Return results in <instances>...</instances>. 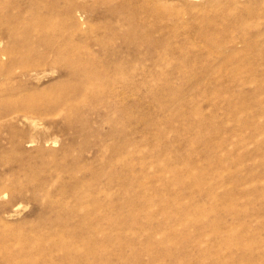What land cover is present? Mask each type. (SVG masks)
<instances>
[{"label":"rangeland","instance_id":"obj_1","mask_svg":"<svg viewBox=\"0 0 264 264\" xmlns=\"http://www.w3.org/2000/svg\"><path fill=\"white\" fill-rule=\"evenodd\" d=\"M37 1L0 0V264H264V0Z\"/></svg>","mask_w":264,"mask_h":264},{"label":"bare ground","instance_id":"obj_2","mask_svg":"<svg viewBox=\"0 0 264 264\" xmlns=\"http://www.w3.org/2000/svg\"><path fill=\"white\" fill-rule=\"evenodd\" d=\"M5 1L7 2V0H5ZM41 1H43V0H41ZM41 1H40V2H41ZM47 1H49V3H50V0H47ZM59 1H60V0H59ZM100 1H101V0H100ZM104 1H105V0H104ZM8 2H9V1H8ZM37 2L39 3V0H38ZM52 2H53V1H52ZM74 2L76 3L77 1H74ZM97 2H98V1H97ZM108 2H109V1H108ZM41 3H42V2H41ZM43 3H44V1H43ZM45 3H46V2H45ZM47 3H48V2H47ZM59 3H60V2H59ZM59 3H58V4H59ZM77 3H78V2H77ZM87 3H88V2H87ZM121 3H123V2H121ZM56 4H57V3H56ZM102 4H103V3H102ZM47 5H48V4H47ZM63 5H64V4H63ZM82 5H83V4H82ZM111 6H112V5H111ZM117 6H118V5H117ZM50 7H51V6H50ZM106 7H107V6H106ZM80 8H82V7H80ZM83 8H84V7H83ZM56 9H57V8H56ZM86 9H87V8H86ZM89 9H90V8H89ZM93 9H95V8H93ZM119 9H121V8L118 7V10H119ZM112 10H113V9H112ZM123 10H124V9H123ZM84 11H85V10H84ZM105 11H106V10H105ZM126 11H127V10H126ZM124 12H125V10H124ZM127 12H129V11H127ZM83 13H85V12H83ZM117 13H118V12H117ZM117 13H116V14H117ZM98 14L100 15V13H98ZM98 14H97V15H98ZM125 14H127V13H125ZM125 14H124V15H125ZM109 15H110V14H109ZM122 15H123V13H122ZM84 16H86V13L84 14ZM84 16H83V17H84ZM101 16L103 17V15H101ZM104 16H105V15H104ZM110 16H111V15H110ZM129 17H131V16H129ZM54 18H55V17H54ZM58 18H59V17H58ZM71 19H72V18H71ZM99 21H100V20H99ZM118 21H119V20H118ZM62 22H63V21H62ZM124 22H125V21H124ZM126 22H127V21H126ZM109 23H110V22H109ZM12 25H13V24H12ZM120 25H121V24H120ZM124 25H125V24H124ZM125 29H126V28H125ZM117 30H119V29H117ZM120 30H121V28H120ZM5 31H7V30H5ZM121 31H122V30H121ZM107 32H108V31H107ZM5 33H6V32H5ZM61 33H62V32H61ZM120 33H121V32H120ZM116 34H117V33H116ZM116 34H115V35H116ZM28 35H29V34H28ZM38 35H39V34H38ZM53 35H54V34H53ZM53 35H52V36H53ZM64 35H65V34H64ZM7 36H8V35H7ZM15 36H16V35H15ZM39 36H40V35H39ZM43 36H44V35H42V37H43ZM61 36H62V35H61ZM68 36H69V35H68ZM105 36H106V35H105ZM110 36H111V35H110ZM12 37H13V36H12ZM23 37H25V36H23ZM69 37H70V36H69ZM117 37H118V36H117ZM29 38H30V37H29ZM34 38L36 39V37H34ZM34 38H33V39H34ZM115 38H116V36H115ZM119 38H120V37H119ZM121 38H123V36H122ZM9 39H10V38H9ZM31 39H32V37H31ZM50 39H52V38H50ZM57 39H58V38H57ZM69 39H70V38H69ZM69 39H68V40H69ZM125 39H126V38H125ZM12 40H13V39H12ZM22 40H24V39H22ZM52 40H53V39H52ZM54 40H55V39H54ZM66 40H67V39H66ZM127 40H128V39H127ZM18 41H20V39H19ZM18 41H17L16 43H18ZM24 41H25V40H24ZM30 41H31V40H30ZM70 41H71V39H70ZM53 42H54V41H53ZM66 42H68V41H66ZM125 42H126V41H125ZM16 43H15V44H16ZM25 43H26V41H25ZM70 43H71V42H70ZM23 44H24V43H23ZM23 44H22V45H23ZM47 45H48V42H47ZM49 45H50V44H49ZM35 46H36V45H35ZM52 46H53V45H52ZM74 46H75V44H74ZM131 46H132V45H131ZM20 47H21V45H16L15 49H16V50H19ZM31 47H32V46H31ZM54 47H55V44H54ZM129 47H130V46H129ZM50 48H52V47L50 46ZM135 48H136V47H135ZM4 49H5V48H4ZM32 49L35 50L34 48H32ZM32 49H31V50H32ZM36 49H37V48H36ZM57 49H59V48H55V51H56ZM70 49H71V48H70ZM71 50H72V49H71ZM130 50H131V49H130ZM1 51H2V50H1ZM4 51H5V50H4ZM21 51H22V50H21ZM29 51H30V50H29ZM49 51L51 52L52 50L50 49ZM53 51H54V50H53ZM59 51H60V49H59ZM72 51H73V50H72ZM137 51H138V50H137ZM15 52H16V51H15ZM22 52H23V51H22ZM22 52H20V53H22ZM32 52L34 53V51H32ZM35 52H36V51H35ZM37 52H38V50H37ZM57 52H58V51H57ZM130 52H131V51H130ZM138 52H139V51H138ZM2 53H3V52H2ZM4 53H5V52H4ZM24 53H25V52H24ZM65 53H69V52H65ZM71 53H72V52H71ZM10 54H11V53H10ZM25 54H26V53H25ZM57 54H58V53H57ZM0 55H1V52H0ZM11 55H13V54H11ZM14 55H15V54H14ZM14 55H13V56H14ZM21 55H22V54H21ZM37 55H38V54H37ZM46 55H47V54H46ZM13 56H12V57H13ZM16 56H17V55H16ZM24 56H26V55H24ZM24 56H21V57H24ZM32 56H33V55H32ZM0 57H1V56H0ZM9 57H11V56H9ZM12 57H11V58H12ZM17 57H18V56H17ZM38 57H39V56H38ZM40 57H41V56H40ZM19 58H20V57H19ZM24 58H25V57H24ZM33 58H34V57H33ZM35 58H37V57H35ZM9 59H10V58H9ZM14 59H15V58H14ZM21 59H22V58H20L19 60L21 61ZM11 60L13 61V59H11ZM17 60H18V59H17ZM17 60H15V62H16ZM35 60H36V59H35ZM35 60H34V61H35ZM37 60H38V59H37ZM22 61H24V60H22ZM28 61H29V60H28ZM34 61H33V62H34ZM38 61H39V60H38ZM18 62H19V61H18ZM18 62H17V63H18ZM39 62H40V61H39ZM5 63H7V61H6ZM45 63H46V62H45ZM45 63H44V65H46ZM131 63H132V62H131ZM20 64H21V63H20ZM25 64H26V63H25ZM25 64H23V65H25ZM37 64H39V63H37ZM13 65H15V63H13ZM13 65H11L12 70H13V68L15 67V66L13 67ZM33 65H34V64H33ZM19 66H20V65H19ZM19 66H17V67L19 68ZM21 66H22V65H21ZM25 66H26V65H25ZM17 67H15V68H17ZM28 67H29V66H27V68H28ZM38 67H39V66H38ZM11 68H10V69H11ZM15 68H14V69H15ZM33 68H35V66H34ZM41 69H42V68H41ZM41 69H40V70H41ZM88 69H89V68H88ZM20 70H21V69H20ZM24 70H25V69H24ZM28 70H29V69H28ZM28 70H26V71H28ZM36 70H37V68L35 69V72H36ZM91 70H92V69H91ZM94 70H95V69H94ZM6 71H7V70H6ZM10 71H11V70H10ZM10 71H9V72H10ZM21 71H22V70H21ZM29 71L32 72L33 69H32V70L30 69ZM43 71H44V70H43ZM43 71H42V72H43ZM19 72H20V71H19ZM22 72H23V71H22ZM24 72H25V71H24ZM33 72H34V71H33ZM124 72H125V71H124ZM0 73H1V71H0ZM11 73H12V71H11ZM13 73H14V70H13ZM13 73H12V74H13ZM20 73H21V72H20ZM38 73H39V72H38ZM38 73H37V74H38ZM40 73H41V71H40ZM126 73H127V72H126ZM130 73H131V72H130ZM14 74H15V73H14ZM33 74H34V73H33ZM37 74H36V75H37ZM8 75H9V74H8ZM15 75H16V74H15ZM17 75H19V74H17ZM31 75H32V74H31ZM82 75H84V74H82ZM98 75H99V74H98ZM98 75H97V76H98ZM116 75H117V74H116ZM4 76H5V75H4ZM32 76H33V75H32ZM128 77H129V76H128ZM12 78H13V77H12ZM1 80H2V79H1ZM0 82H1V81H0ZM64 82H65V81H64ZM64 82H61V83H64ZM80 82H81V81H80ZM133 82H134V81H133ZM133 82H132V83H133ZM4 83H5V82H4ZM7 83H8V82H7ZM67 83H68V82H66L65 85H66ZM10 84H11V83H9L8 85H10ZM79 84H80V83H79ZM79 84H77V86H78ZM87 84H91V83H90V81H86V80H85V82H84L82 85L80 84L81 86H79V88H82V89H83ZM1 85H3V84H0V87H1ZM62 85H63V84H62ZM3 86H4V85H3ZM3 86H2V87H3ZM4 87H7V86H4ZM9 87H10V86H9ZM59 87H60V86H59ZM68 87H69V85H68ZM71 87H72V86H71ZM13 88H14V86H13ZM77 88H78V87H77ZM79 88H78V89H79ZM2 89H3V88H2ZM11 89H12V88H11ZM78 89H77V91H78ZM88 89H89V88H88ZM73 90H75V89H73ZM4 91H5V90H4ZM4 91H0V92H4ZM39 91H40V90H39ZM39 91H38V94H37V93H26L24 96H22L23 94L21 93L20 95H17V97H16L14 103H12V104H14V105H21V106H24V107H29V106H31L33 103L35 104L36 102H41V100H40L41 97H42L41 95H42L43 93L45 94V92L43 91L42 94L40 95V94H39V93H40ZM81 91H82V90H81ZM16 92H18V90L15 91L14 94H15ZM34 92H35V91H34ZM12 94H13V93H12ZM14 94H13V95H14ZM7 95H8V94H7ZM9 95H11V94H9ZM13 95H12V96H13ZM44 96H45V95H44ZM44 96H43V97H44ZM9 99H10V97H9ZM9 99H8V98L6 99L5 96H4L3 94H0V117H1V118H2V116H6V115H7L6 113H8V111H9V109H10V107H11V106H10ZM43 99H44V98H43ZM50 100H51V99H50ZM54 100H55V99H54ZM65 100L67 101V99H65ZM117 100H118V99H117ZM11 101H12V100H11ZM68 101H69V100H68ZM72 101H73V100H72ZM81 101H83V100L81 99ZM104 101H105V100H104ZM55 102H56V101H55ZM77 103H78V101H77ZM39 104H40V103H39ZM41 104L43 105V102H42ZM46 104H47V102H46ZM67 104H68V103H67ZM72 104H73V103H72ZM51 106H52V105H51ZM69 106H70V105H69ZM24 107H23V108H24ZM48 107H49V106H48ZM70 107H71V106H70ZM70 107H69V108H70ZM16 108H17V107H16ZM23 108H22V109H23ZM32 108H33V107H32ZM65 108H66V107H65ZM73 108H74V106H73ZM73 108H71V110H73ZM35 109H36V108H35ZM19 110H20V109H19ZM23 110H24V109H23ZM113 110H114V109H113ZM12 111L15 113L14 110H12ZM16 111H17V110H16ZM25 112H26V110H25ZM37 112H39V111H37ZM26 113H28V112H26ZM30 113H31V112H30ZM64 113H65V112H64ZM64 113H63V114H64ZM68 113H69V111H68ZM68 113H67V114H68ZM5 114H6V115H5ZM32 114H33V113H32ZM39 114H40V113H39ZM41 114H42V113H41ZM42 115H43V114H42ZM64 115H65V114H64ZM72 115H73V112H72ZM27 116H28V115H27ZM34 116H35V115H34ZM37 116H40V115H37ZM107 116H108V115H107ZM28 117H29V116H28ZM68 117H69V116H68ZM72 117H73V116H72ZM64 118H65V117H64ZM68 120H69V119H67V121H68ZM71 120H72V119H71ZM109 121H110V120H109ZM69 123H70V122H69ZM69 123H68V125H69ZM25 178H26V177H25ZM23 179H24V178H23ZM21 180H22V179H21ZM26 180H27V179H26ZM52 181H53V180H52ZM41 182H42V181H41ZM19 183H20V181H19ZM83 186H84V185H83ZM34 188H35V187H34ZM35 189L38 190L39 188H35ZM35 191H36V190H35ZM38 192H39V191H38ZM40 192H41V191H40ZM77 193H78V194L74 195L75 198H76V203L74 204L75 206L72 207V206H73V205H72V206H71V210H73V208H74V210H75V211H78V212H92V213H93V212H94V209H92L91 207L88 208V206H90V205H88L89 203L85 204V203H84V200H83V199H84V196H85V193L87 194V191H83V190H82L81 192L79 191V192H77ZM0 194H1V193H0ZM0 196H1V195H0ZM2 196H4V193H3ZM86 196H89V195H86ZM86 196H85V197H86ZM93 199H94V198H93ZM91 201H92V199H91ZM94 203H95V202H94ZM92 204H93V203H92ZM93 205H94V204H93ZM93 205H92V206H93ZM96 205H98V204H96ZM94 206H95V205H94ZM96 207H97V206H96ZM93 208H95V207H93ZM68 209H69V208H68ZM71 210H70V211H71ZM96 213H97V212H96ZM88 215H89V214H88ZM55 233H56V232H55ZM59 235H61V234H59ZM60 237H61V236H60ZM57 238H59V237H57ZM53 239H54V238H53ZM55 239H56V238H55ZM55 239H54V240H55ZM47 240H48V239H47ZM54 243H57V242H54ZM54 243H53V244H54ZM60 243H61V242H60ZM75 244H76V243H75ZM77 244H78V243H77ZM75 246H76V245H75ZM40 247H41V249H42L41 252H42V253H46L45 251H43L44 248H43L42 246H39V248H40ZM73 247H74V246H73ZM45 250H46V249H45ZM78 250H80V248H79V249L77 248V251H78ZM81 250H82V249H81ZM96 250H97V249H96ZM74 251H75V249H74ZM47 252H48V250H47ZM78 252H79V251H78ZM96 252H97V251H96ZM70 253H71V252H70ZM74 253H75V252H74ZM48 254H49V253H48ZM75 254H76V253H75ZM77 254H78V253H77ZM44 256H46V255H44ZM76 256H77V255H76ZM67 258H68V257H67ZM68 260H69V258H68Z\"/></svg>","mask_w":264,"mask_h":264}]
</instances>
